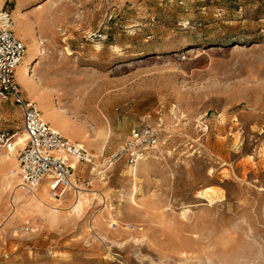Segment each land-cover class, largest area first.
Instances as JSON below:
<instances>
[{
    "label": "rangeland",
    "instance_id": "374dc122",
    "mask_svg": "<svg viewBox=\"0 0 264 264\" xmlns=\"http://www.w3.org/2000/svg\"><path fill=\"white\" fill-rule=\"evenodd\" d=\"M4 6L33 61L25 97L93 163L73 164L82 194L40 202L22 108L0 98V264H264V0ZM158 125L132 166V130Z\"/></svg>",
    "mask_w": 264,
    "mask_h": 264
},
{
    "label": "built area",
    "instance_id": "2783aa9c",
    "mask_svg": "<svg viewBox=\"0 0 264 264\" xmlns=\"http://www.w3.org/2000/svg\"><path fill=\"white\" fill-rule=\"evenodd\" d=\"M11 12L0 0V98L14 100L23 111L25 144L19 154V169L22 186L36 191L48 178L49 194L60 199L78 186L79 177L72 164L93 163V156L84 145L74 142L55 130L43 119L37 104L29 101L23 92L18 68L26 54L25 43L12 30ZM162 128L142 126L132 130L124 146L129 163L136 166L160 143ZM6 137L0 136V141Z\"/></svg>",
    "mask_w": 264,
    "mask_h": 264
},
{
    "label": "bare ground",
    "instance_id": "6f19581e",
    "mask_svg": "<svg viewBox=\"0 0 264 264\" xmlns=\"http://www.w3.org/2000/svg\"><path fill=\"white\" fill-rule=\"evenodd\" d=\"M1 4H3V0H1ZM28 29V28H27ZM28 32V31H27ZM24 37V36H23ZM33 65V61L29 58H26L23 65L22 66H19V69H18V74H19V80H23V79H26V75L27 76H30L31 77V70H32V66ZM45 114L48 118H52L51 116V113L49 111L46 112L45 110ZM55 129L57 130L58 129V125H55ZM59 132V131H58ZM25 144V143H24ZM16 145V144H15ZM13 145L12 146V154H14L17 150V147ZM75 158L72 159V161L74 160ZM75 162L72 163V164H76L77 163V160L75 159L74 160ZM40 194H38V198L40 200V202H46V199H45V195L47 194L48 197L50 198V200H53L54 198H52L48 192V185L46 184H41L40 186ZM26 189V188H25ZM74 192L75 194L77 195H80L82 194V191H81V188L78 186L74 187L69 193H72ZM54 200H59V199H54ZM81 200V199H80ZM79 205V204H78ZM192 235V236H191ZM184 240H188V239H192L193 237H196V238H199L201 239V235H199L198 233H189V232H186L185 234H182L181 236ZM192 237V238H191Z\"/></svg>",
    "mask_w": 264,
    "mask_h": 264
},
{
    "label": "crops",
    "instance_id": "0c3cea01",
    "mask_svg": "<svg viewBox=\"0 0 264 264\" xmlns=\"http://www.w3.org/2000/svg\"><path fill=\"white\" fill-rule=\"evenodd\" d=\"M3 3H4V0H3ZM18 5H21L22 6V8H23V2H20L19 1V3H18ZM33 81H34V79H23V80H21V84L26 88V89H28L30 86H31V84L33 83ZM32 95V94H31ZM33 96V95H32ZM42 103V102H41ZM43 116V115H42ZM44 119V118H43ZM45 120V119H44ZM77 164V163H76ZM74 166V165H73ZM75 167V166H74ZM75 169H76V171H77V165H76V167H75Z\"/></svg>",
    "mask_w": 264,
    "mask_h": 264
}]
</instances>
